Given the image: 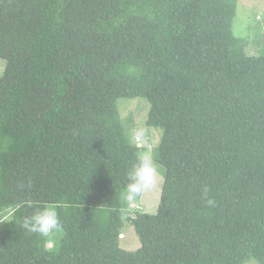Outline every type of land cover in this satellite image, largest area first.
<instances>
[{
    "label": "trees",
    "instance_id": "obj_1",
    "mask_svg": "<svg viewBox=\"0 0 264 264\" xmlns=\"http://www.w3.org/2000/svg\"><path fill=\"white\" fill-rule=\"evenodd\" d=\"M238 8L0 0V264H264V52L235 35ZM121 97L163 129L155 214L126 199L141 151ZM46 207L62 227L27 231Z\"/></svg>",
    "mask_w": 264,
    "mask_h": 264
},
{
    "label": "rangeland",
    "instance_id": "obj_2",
    "mask_svg": "<svg viewBox=\"0 0 264 264\" xmlns=\"http://www.w3.org/2000/svg\"><path fill=\"white\" fill-rule=\"evenodd\" d=\"M238 3V16L234 24L235 35L248 41L246 44L249 46L250 52H254L256 47L264 52V41L260 40L264 37L261 32L259 33L262 29L264 30V0H238ZM5 64L6 61L0 57V76L4 71ZM117 108L121 119L128 127L129 136L133 137L134 132L138 129L144 131V137L139 147L140 151L152 155L163 178L162 183L155 189L143 193L141 198L136 201H131L135 209L155 214L159 208L166 174L165 166L158 161L157 155H155L161 145L163 129L148 125L150 103L144 97H121L117 100ZM132 137L129 138L133 143ZM51 244V242L48 243L49 246ZM120 246L129 251H135L141 247L140 237L129 222H126L121 230ZM246 264L260 263L252 259Z\"/></svg>",
    "mask_w": 264,
    "mask_h": 264
},
{
    "label": "clouds",
    "instance_id": "obj_3",
    "mask_svg": "<svg viewBox=\"0 0 264 264\" xmlns=\"http://www.w3.org/2000/svg\"><path fill=\"white\" fill-rule=\"evenodd\" d=\"M143 137L144 131L142 129L136 130L133 134V143L140 147ZM127 179L126 199L128 201H132L137 196L155 189L163 180L157 163L149 153H141L138 156L137 162L127 173ZM204 191L207 193V188ZM208 204L213 205L214 201L209 199ZM23 227L31 233H39L46 236L53 230H59L62 225L56 209L54 207H46L26 217L23 221Z\"/></svg>",
    "mask_w": 264,
    "mask_h": 264
}]
</instances>
